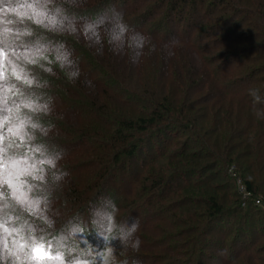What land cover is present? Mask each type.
I'll return each mask as SVG.
<instances>
[{"label": "trees", "instance_id": "trees-1", "mask_svg": "<svg viewBox=\"0 0 264 264\" xmlns=\"http://www.w3.org/2000/svg\"><path fill=\"white\" fill-rule=\"evenodd\" d=\"M38 1L45 0H13L10 6L6 2L3 3L2 8H22L29 4L34 6ZM113 1L56 0L54 6L49 9H58L64 17L65 24H77L86 29L87 25L95 23V33L90 31L87 33L92 47L95 46L94 40L98 38L102 46L116 41L119 37L114 38V36L120 34L118 26H123L126 29L123 33H133L141 39L133 38L135 42L131 41L136 45V59L138 49L144 43L171 45V41L175 39L192 49L196 58L201 61L199 62L204 67V73L207 71L208 75L207 73L203 75L204 81L201 84H197L194 80L182 86L172 78L166 83L168 86H164V83L159 84L156 81L158 83H155V88L160 92L156 94L158 100L149 103L143 94H132L128 98V95L119 88V82L112 80L110 85L105 84L103 81L111 80V78L107 75L97 78L90 69V67L94 69L93 66L86 69L80 59V52L86 51V48L74 39L72 44L74 48H72L70 44L66 46L67 43L60 37L49 36L50 34L42 36L44 37L42 43L47 50L66 55L65 63L73 71L75 82L76 77L80 76L89 85L92 84L95 87L96 84L99 85L102 91L112 90L114 94L127 96L126 101L130 99L138 104H144L143 107L148 109V112L145 117L138 118H135L133 113L119 115L116 118L117 128L112 132L106 131L111 129V124L105 117L89 113L86 122H81L83 126L68 127L64 123L70 135H67L62 128L55 126L53 119L35 114L34 120H38L43 126L52 122L51 125L54 127L47 136L38 133L43 138L30 142L25 153L30 152L32 144L47 146L64 136L68 141L63 142L62 145L68 149L63 151V158L59 161L58 167L69 173L66 178L73 173L75 176L77 173L78 178H82L80 182L76 179L78 184H73L72 178L67 181L65 178L60 187L50 195L46 192L49 202L46 215L52 221L51 227L37 218L29 217L28 214L24 215L26 218L35 219V222L47 232L49 238L55 239L64 231L67 234L70 226L75 222L87 223L84 221V215L85 212L93 209L95 198L103 195L104 189L113 190L117 186L118 198L114 201L119 209L117 221L123 222L129 217L137 218L140 224L139 230L144 231L146 235L141 239L137 232L136 236L141 243H145L146 248L151 247L161 253L158 257L131 255V250L122 254L119 242L113 241L112 246L117 249L115 253L117 260L128 259L131 262L135 258L140 261V264H179L175 259L176 256H180L183 252L185 257H189V254L192 257L193 253H197V248L194 246L195 239H189L187 242L183 240L186 243L179 244L174 241L179 236L190 232L192 234L197 223L199 224L200 217L205 225L215 227L214 223L222 221L226 216L225 207L230 211L227 213H235L237 216L235 219L238 220L237 226L227 223L224 229L226 234H229L235 228L232 242H236L234 237L249 226L250 221L264 223V0H141L139 4H135L134 0H121L123 4L129 2L131 9L129 11L122 9L116 15H113V11L107 13L103 9L106 4H111ZM70 4L72 6L75 4L79 8L71 7ZM152 4L158 5L161 13H156L155 16L149 14L144 16L141 13L142 6L147 7ZM151 7L147 8L152 10ZM185 7L190 8L193 14L188 11L185 13ZM195 10L198 13L204 11L205 16L204 13L196 14ZM95 12H99L98 19H90L88 15ZM174 12L179 13V18L174 20L180 25L179 29L177 28L176 32L167 30L168 36L158 37L153 24L160 22L161 15L163 16L161 19L165 22L170 21ZM77 13H82L83 16ZM209 13H220V16L208 30L198 29L199 22ZM192 17L193 20L189 21ZM98 21L103 23H97ZM228 26H230L229 30L227 31L226 28V34L221 36V39L206 40L212 35L215 37L218 31ZM14 32L17 31L14 30ZM24 32L21 41L38 40L35 36L30 37L32 33L30 34L26 29L20 33ZM174 34L175 36L190 34L191 38L181 39L173 37ZM223 44L228 47L236 46L238 50L232 52L230 48H227L222 52L219 49H222ZM215 49L217 50L214 51ZM17 50H23V48ZM111 51L114 52L113 49ZM224 57H228V62L221 63ZM149 64L147 62L143 68H147ZM166 65H162L163 71ZM232 73H235L237 77L231 76ZM209 76L217 82L218 89L215 88L216 82L213 81L210 84L212 85L210 90L204 92V82L209 81ZM44 83L45 81H40V84L49 88L46 91L35 88L33 90L37 98L36 102L43 103L51 98V107L58 105L57 109L63 111L64 117H68L70 108L64 107V104L61 105V100L56 94L60 90L62 92L66 90L60 82L53 79H51V87L48 83ZM70 84L75 89V86ZM61 94H59L60 97ZM95 100L98 102V96ZM7 106H11V100ZM89 127L96 130L97 138L92 143L85 142L89 137ZM100 131L107 133V136L99 133ZM74 136L77 139L71 140ZM179 136L182 139L177 138ZM141 143L151 146L154 156H146L145 160L139 163L140 169L130 172L128 161L134 159ZM154 143L161 146H155ZM31 154L34 158L39 157V153ZM123 156L125 161L122 162ZM74 158L78 162H70ZM148 164L152 166V169L144 172ZM41 167L44 168L47 178V166ZM229 170L248 195L244 201L242 195L238 194L236 186L231 183L233 179L228 176ZM204 174L205 181L194 182L193 176L203 177ZM165 175H170L169 182L174 185L170 190L161 189L168 179ZM117 176L128 177L131 180L128 183L119 181L115 186L113 181H116ZM142 177L148 178L150 183L148 181L141 183ZM181 185H184V189ZM178 192H180L179 196ZM194 194L197 196L194 197ZM255 201L259 202V206L255 205ZM241 204L244 205L242 208ZM199 209L202 211L197 214ZM177 211H182L188 215L189 219H194L196 224L193 225L194 228H190L184 218L178 216ZM169 219L175 220L174 223ZM155 223L162 224V227H156ZM164 226L169 228L164 229ZM173 226L186 229L178 233L170 229ZM81 237L87 245L78 243L74 237L79 250H87L91 246L97 250L104 247L103 240L98 238L94 231L90 234H81ZM262 237L264 236L260 233L248 244L241 245L233 259H230L229 253L225 250L226 240L222 241L224 250L220 247L219 252H223L226 264L246 261L249 256L252 259L256 258V263L264 264V258L258 257V250L255 251L253 248ZM67 244L69 246L68 242ZM185 245H190L188 252H185ZM193 248L195 250H192ZM228 248L229 251L235 250L233 246L230 247V244ZM259 251L264 253V248H259ZM245 255H248L246 259Z\"/></svg>", "mask_w": 264, "mask_h": 264}, {"label": "rangeland", "instance_id": "rangeland-1", "mask_svg": "<svg viewBox=\"0 0 264 264\" xmlns=\"http://www.w3.org/2000/svg\"><path fill=\"white\" fill-rule=\"evenodd\" d=\"M139 1L141 0H138V1L134 0L135 4H139L140 3ZM5 2L7 5L9 4L8 6H10V2L12 3L13 0H0V30H2L5 27L10 29L11 30L10 36H11L16 33L23 32L26 29L28 30V32H30V34L32 33L30 37L35 36L36 38H38L40 42L44 41V37L42 36L46 34H50L49 36L53 35V36H56L57 38L60 37L64 42L67 43L66 46L71 45L72 48H74L72 44L74 43V40H75V42H77L79 45L86 48V51H81V52L79 51L81 62L85 64L86 69H89V66H93L94 69L91 67L90 69H92V71L96 74L97 78H100L103 75L105 76L107 75L109 78H111V80L107 79L103 81L105 84L110 85L111 84L110 81L112 80L113 82L114 81H116L117 83L119 82V88H121L122 91L128 95V98H129V95H132V94L134 95L143 94L144 98L148 100L149 103L150 102L154 103V101L156 102L158 100L157 99L158 97L156 96V94H158L159 92L155 88V83H158V82L159 84L164 83V86H168L166 85V83L170 82V80L174 78V80L179 82L182 86L185 85L187 82H194V80L195 82H197V84L198 83L201 84V82L204 81L203 75L207 73V71H205L204 73V67L200 65L201 61L196 58V55L194 54L192 49L189 46L184 45V43L182 42L178 43L181 45H178V44L170 45V47L167 49L165 48V45H168V44L161 45V44L146 42L143 45L144 47L142 46L141 48L138 49V52H137L138 56L136 59V45L135 43L131 42V41L135 42V40L139 38V36L136 34L133 35V33H128V32L120 33L118 36L119 38L116 39V41H114L113 43H110V45H108L107 43L104 46H102L98 38L94 40L95 46L92 47L90 44V41L88 40V35H87L89 31H86V29L82 28L81 26L77 24L73 25V24L62 23L60 27L54 28L48 25L46 20H43L41 23H37V20L39 18L33 14L32 9H29L26 7L27 5H25L22 8H18L28 13L26 16L21 17L16 13L7 11V8L5 7L2 8V5L3 3L5 4ZM55 2L56 0H48L46 3L45 1L43 2L38 1V2H35L34 7H36V11H42L44 8L49 9L50 7H53ZM156 4H152L154 6L147 5V7H151V6L155 7V8L151 7L152 10H149V8L143 5L142 6L143 9L141 10V13L144 16L146 14H149L150 16H155L156 13L160 14L161 11L159 10L161 9ZM38 5H42L43 7H40ZM70 6L79 8V6L77 5L78 7H76L75 4L73 6L70 4ZM103 9L107 13L110 11H113V15H116V14H119V12L122 9H128L129 11L131 9V4H129V2L126 4H123L121 0H114L113 3L106 4ZM187 11L193 14L192 13L193 11H191L190 8L185 7V13ZM195 12L196 14L204 13V11H201L198 13V11L196 10ZM67 14L70 15L72 13H67ZM77 14L79 16L82 15V13H77ZM88 16L90 19L96 20L99 17V12H95ZM204 16H205V13H204ZM219 16H220V13H216V14L209 13L207 17H205V19L199 22L198 29H203V31L208 30V28L211 25L215 24V21L217 20ZM161 18H163L162 15L160 16V19H159L160 22L157 24L156 23L153 24V29L155 30L157 36L160 38H162L163 35L168 36L167 30L168 31L173 30V32H176L177 28L180 27L177 21H174V20H177V18H179L178 12H174V14L171 15L170 21L168 22H165V20ZM191 20H193V17L189 21ZM226 28L228 31L230 26L225 27V28L223 27L221 31H218L216 33L215 37H213V35L212 37H207L208 35H206L207 37L206 40L213 41L214 39H221V36H224L226 34L225 33ZM14 30H16L17 32H14ZM21 34H23L21 36L24 37L25 32ZM173 37H179L181 39L191 38L190 34H188L187 36L186 35L184 36L181 34H177L175 36L174 34ZM133 38L135 40H133ZM24 42H29V41L27 40ZM106 46H107V49H106ZM221 48L222 49H219V50L222 52L223 50L227 48H230L232 52H235L236 50H238L236 46L228 47V45L226 44H223ZM111 49H113L114 52H112ZM216 50L217 49H215L214 51ZM16 51L23 52L25 51V49L23 50L16 49ZM224 53L226 52L224 51ZM57 55L58 54L54 51H50V50L43 51L38 56L35 57V59L37 60L36 64L25 63L23 66L25 67V70L28 71L29 78L34 77V84L31 86L32 90H34L35 88L40 91H46L48 87L46 86L37 87L36 86V82L40 83V81H45L44 84L48 83L50 85L49 87H51V79L55 80L56 82L61 83L62 87L66 91L62 92L60 90L58 92L56 90L58 92L56 94L61 100V105L64 104L63 105L64 107L70 108V112L68 113L70 115H68V117H64L63 111L61 112V110L57 109L58 105L57 106L53 105V108H52L53 110L51 114H44L41 112V113H36L37 116L38 115L41 117L46 116L48 119H53L54 125L62 128V130L65 133H67L66 130L68 129L69 126H83L81 122H86V118L88 117L89 113H92L97 116L105 117L108 120L107 122L108 123L110 122L111 124V129L106 130L108 132L109 131L112 132L115 128H117L116 118L119 115H122L124 113L125 114L133 113L135 118L143 117V116L145 117L147 115L148 109L143 107L144 104H138L137 102H135V100L130 101V99L126 101L127 96L122 97L116 93L114 94L112 90L111 91L109 90L108 92L102 91L99 85L96 84V87L92 84L89 85L88 82L86 83V81L80 76L76 77L77 79L75 82L73 79L74 78L73 71L65 63V60L63 62L58 60ZM134 59H136V61ZM227 60H228V57H224V60L221 61V63H223L224 61L228 62ZM147 62H149L150 63L149 65L151 66L148 65L147 68H143V65H146ZM164 64H167L165 67V71H163L164 69L162 66ZM3 70L5 72V77L7 78L9 82H15L18 85L20 84V82L15 81L14 76L10 75L11 68L7 64V59L4 60ZM173 73L175 74L174 76H173ZM160 74H161V77H159ZM233 75H235V73H232L231 76ZM234 77H237V76L235 75ZM148 79L150 80L149 82H148ZM213 81L215 80H213V78L212 77L210 78L209 76V81L207 80L206 81L207 83L204 82V85H205L204 92H207L208 90H210V87H212V85L210 84ZM69 82L75 86V89L72 87V85ZM4 83L5 81H0V84H4ZM214 86L215 88L218 86L217 82L214 84ZM41 88H44V89H41ZM52 88L56 89L55 87H52ZM60 93H62L61 97L59 95ZM70 93L72 95H70ZM2 95L3 94L0 93V96ZM97 96H98V102L95 100ZM5 112H6L5 105L2 102H0V118H2L5 115ZM58 115H60V117H58ZM53 123L51 122V124ZM89 128H90L89 130L90 132L88 133L89 137L86 138L85 140L86 143H92L95 141V138H97L95 136L96 134L95 128L93 127H89ZM0 131H3L6 134L7 129L5 127H0ZM68 132H70V130ZM99 133H101L102 135L106 134L107 136V133H104L103 131H100ZM39 134L38 133L36 134L37 135L36 141H38L40 138H43V137H40ZM68 134L69 133H67V135ZM106 136H104V138ZM61 137L62 139L56 142H51L47 146L50 148L52 146H55L57 151L62 150V152L65 149H68V147L66 146L63 147L62 145L63 142L68 141V139L64 136H61ZM177 138L182 139V137L180 136ZM73 139H77V137L74 136V138H71V140ZM154 144L155 146L156 145L161 146V144H158V143H154ZM151 149H152L151 146H148V144L141 143L139 145V149H138L139 151L135 153L134 159L129 160V161L127 160L130 172L140 169L139 163L142 160H145L146 156H150V155L154 156V152L151 151ZM73 161L78 162L77 160H75V158L74 160H70V162H73ZM121 161L122 162L125 161L124 156L121 158ZM151 167L152 166L148 164L146 168H144V172L146 171L149 172V170L152 169ZM165 176L168 177V179L164 182V185L162 186L161 189L170 190L171 187L173 188L174 185L173 184L171 185V183L169 182L171 180L170 175L168 176L165 175ZM228 176H230V178L233 179L231 183L233 186H236L238 194H241L242 192L240 191L238 187L240 183L238 184L236 179H234L232 171L230 170L228 171ZM70 178H72L73 184H78L82 177L78 178L77 173H76V176L73 173L70 175V177L66 178V181L70 180ZM76 179H79V182H77ZM141 179H142L141 183L143 181H148L150 183V181L146 177H142ZM184 179L187 180L188 178L187 179L184 178ZM193 179H194V182H197V181L203 182L206 180V177H205V174L203 175V177H200V176L198 177L196 175V176H193ZM115 180L116 181H113L114 185L118 184L117 182L119 181L123 183H128L131 180V178H128V177L122 178V176H117ZM175 182L177 181L175 180ZM183 186L184 185H181L182 189H184ZM3 187L7 191V186L4 185ZM118 191H119V188H117V186L113 190L104 189V191L102 192L103 195L95 198L96 202L93 203V209H91L90 212H85L84 221H87V222L90 221L92 212L101 206L102 198H111L113 201H115L116 198H118L117 197ZM179 195H180V192H178V196ZM193 196L196 197L197 195L194 194ZM242 200L243 201L245 200L244 197H242ZM241 208H242V204H241ZM228 210L229 209L225 207L226 216L224 217L222 221L218 223H214V225H216L215 227L205 225V222L202 219V217H200L199 224L197 223L196 225L194 224V219H189V217H187L188 216L187 214L183 213L182 211L176 212L178 216L184 218V220L187 222L190 228H194L193 225H196L195 231H193L192 234L190 232L188 234L179 236L178 239L174 241L176 244H179V243H183L185 240L187 242V240L189 239H195L194 246L197 248L196 249L197 253H193L192 257L190 256V254H189V257L187 255H186L187 257H185L183 255V252L181 253L180 256H176L177 258L175 259L178 260L179 264H226L225 262L226 260L224 259L223 252L221 253L219 252L220 247H223L222 241L224 242V240H226L225 250L226 252L229 253L230 259H233L235 255L237 254V252H239L240 250L239 248L241 245L248 244L249 242L254 240L256 237H258L260 233H262V235L264 236V223H261L259 221L253 223L252 221H250L248 223L249 226L242 229V231L238 232V235L234 237V241L235 240L236 242L238 241L237 244L236 242H232L234 231H236L235 228L232 229V231L229 234H226L227 232L224 229L227 223H231L233 226H237L238 220L235 219L237 218L235 213H227V212H230ZM201 211L202 210L199 209L197 211V214H200ZM169 221L174 223L175 220L169 219ZM74 224H76V222ZM155 224H156V227H159V228L162 227V224L160 223L159 224L155 223ZM155 224H152V226H155ZM72 226L73 225H71L70 228ZM165 228L168 229L169 227L164 226V229ZM220 228H222L223 230L222 231L219 230ZM170 229L175 230L176 232L179 233L181 230H185L186 228H183V227L177 228L173 226ZM64 233L66 234L65 231ZM72 235L73 237H76V239L78 240V243H81L83 246L87 245V243H85V240L81 237V234L73 233ZM145 235L146 233L144 231H141V230L138 231V236L141 239H143ZM91 237L92 236L90 235V238ZM154 240H156V238ZM67 242H68V237H67ZM229 244H230V247L233 246V248H235L234 251L233 249H230L229 251V248H228ZM184 247H185L184 248L185 252H188L187 250L190 247V245H185ZM261 247L264 248V237H262V239L259 242H257L253 247L255 251L258 250L259 252L258 257L260 256L264 258V255H263L264 253L259 251V248ZM222 249L224 250V247ZM192 250H195V249L193 248ZM160 254H161L160 252L156 251L155 249H152L151 247L150 249L146 248L144 242L141 243L139 252L131 251V255H140V256H146V257L147 256L158 257ZM246 257H248V255L244 256L245 259ZM256 260H257L256 258L252 259L249 256L246 259V261H241V262L237 261V264H259V263H256ZM0 264H9V261L5 259L3 261H0ZM13 264H19V262L13 261ZM34 264H39V262H34ZM45 264H57V263L54 261H48V262H45Z\"/></svg>", "mask_w": 264, "mask_h": 264}, {"label": "snow or ice", "instance_id": "snow-or-ice-1", "mask_svg": "<svg viewBox=\"0 0 264 264\" xmlns=\"http://www.w3.org/2000/svg\"><path fill=\"white\" fill-rule=\"evenodd\" d=\"M26 7L32 9L33 14L39 18L37 23L46 20L48 25L58 28L64 21L58 9L44 8L42 11H36V7L32 4ZM7 11L21 17L28 14L16 7H10ZM95 26V23L87 25L86 31L94 34ZM124 31L126 29L123 26H118V33ZM10 32L11 30L6 27L0 30V81H5L4 84H0V93L3 94L0 96V102L7 105L8 97L11 96V106L18 107L21 100H29L31 103L23 108L18 107V111L34 119L35 114L39 113L40 104L36 102L37 98L31 88L34 77L29 78L28 71L23 65L36 64L35 57L47 51V48L39 40L24 42L21 41V33L10 36ZM114 38H118V34ZM18 48H23L25 51L17 52ZM5 59L11 68L10 75L15 77V81L20 82L19 85L9 82L5 77L3 70ZM57 59L63 62L66 60V55L58 53ZM5 142V133L0 131V149L4 148ZM15 142L24 143V140L21 138ZM30 151L39 153L40 150L31 147ZM4 157L5 152L0 151V261L7 259L9 264H13V261L19 264H34V262L45 264L48 261L70 264L73 257L68 251L67 235L61 233L55 239H51L35 219L26 218L24 215L28 214L29 217L39 219L48 227L52 226V221L46 215L49 202L43 168L28 160L23 150L19 153V157L7 161ZM41 164H43L42 159ZM4 185L7 186V191Z\"/></svg>", "mask_w": 264, "mask_h": 264}, {"label": "clouds", "instance_id": "clouds-1", "mask_svg": "<svg viewBox=\"0 0 264 264\" xmlns=\"http://www.w3.org/2000/svg\"><path fill=\"white\" fill-rule=\"evenodd\" d=\"M178 43L179 41L175 39L171 41V45ZM169 47L170 45H165L166 49ZM36 86L43 87L44 85L36 82ZM8 99L11 100V96ZM29 103L31 101L21 100L18 107H26ZM39 104V113L51 114V98ZM18 107L5 105L6 115L0 118V127L7 125L5 146L3 149H0V151L5 152L4 159L6 161L13 157H19L21 150H24V152L27 151L29 143L37 139V133L47 136L54 127L51 124L43 126L38 120H34L31 116L19 112ZM21 138H23L24 143L15 142ZM32 148L40 150L39 157L34 158L30 151L27 154V159L31 160L38 167L42 165L47 166V178L45 171H43V175L47 189L46 192L50 195L60 187L61 183L69 175L67 171L58 167L59 161L63 158V152L57 151L55 146L50 148L43 144H32ZM9 149H11L10 153ZM41 159L43 160V164H41ZM118 212L119 209L111 198H102L101 206L92 212L90 221L87 223L80 221L70 228L67 233L69 243L68 251L73 257L70 264H140V261L135 258L131 262L128 259L118 261L116 258L115 253L117 249L112 246L113 241L119 242L122 254L128 250L139 252L141 246V240L136 236L140 227L139 220L134 217H129L128 220L118 222L116 219ZM93 231L98 238L103 240L104 247L97 250L91 246L90 249L79 250V245L74 242L72 234H90Z\"/></svg>", "mask_w": 264, "mask_h": 264}, {"label": "built area", "instance_id": "built-area-1", "mask_svg": "<svg viewBox=\"0 0 264 264\" xmlns=\"http://www.w3.org/2000/svg\"><path fill=\"white\" fill-rule=\"evenodd\" d=\"M238 184H239V182H238ZM238 187H239L240 191L242 192V193H241V194L243 195L242 197H244V199H246V198L248 197V195L245 194V190H244L243 186L239 184ZM255 205H256V206H259V202H258V201H255ZM243 206H244V205L242 204V207H243Z\"/></svg>", "mask_w": 264, "mask_h": 264}]
</instances>
